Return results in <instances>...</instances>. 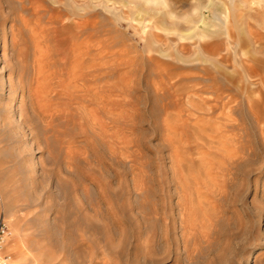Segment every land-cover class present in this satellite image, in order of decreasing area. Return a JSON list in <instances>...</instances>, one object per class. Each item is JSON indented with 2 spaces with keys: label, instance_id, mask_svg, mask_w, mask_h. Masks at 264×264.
I'll list each match as a JSON object with an SVG mask.
<instances>
[{
  "label": "rangeland",
  "instance_id": "rangeland-1",
  "mask_svg": "<svg viewBox=\"0 0 264 264\" xmlns=\"http://www.w3.org/2000/svg\"><path fill=\"white\" fill-rule=\"evenodd\" d=\"M1 218L7 264H264V0H0Z\"/></svg>",
  "mask_w": 264,
  "mask_h": 264
},
{
  "label": "built area",
  "instance_id": "built-area-1",
  "mask_svg": "<svg viewBox=\"0 0 264 264\" xmlns=\"http://www.w3.org/2000/svg\"><path fill=\"white\" fill-rule=\"evenodd\" d=\"M7 233V223L4 218L0 219V264H7V256L2 252V245Z\"/></svg>",
  "mask_w": 264,
  "mask_h": 264
},
{
  "label": "bare ground",
  "instance_id": "bare-ground-1",
  "mask_svg": "<svg viewBox=\"0 0 264 264\" xmlns=\"http://www.w3.org/2000/svg\"><path fill=\"white\" fill-rule=\"evenodd\" d=\"M232 128V127H231ZM6 237V236H5Z\"/></svg>",
  "mask_w": 264,
  "mask_h": 264
}]
</instances>
